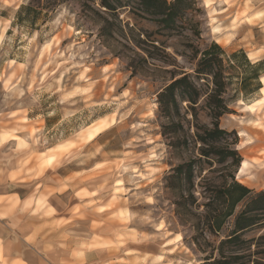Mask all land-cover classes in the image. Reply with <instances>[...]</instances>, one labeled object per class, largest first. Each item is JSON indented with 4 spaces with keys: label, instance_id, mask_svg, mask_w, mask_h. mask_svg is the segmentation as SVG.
<instances>
[{
    "label": "rangeland",
    "instance_id": "1",
    "mask_svg": "<svg viewBox=\"0 0 264 264\" xmlns=\"http://www.w3.org/2000/svg\"><path fill=\"white\" fill-rule=\"evenodd\" d=\"M223 1L213 5L215 12L202 0H187L191 5L163 28L141 11L138 0H120L114 11L99 0H0V113L14 116L19 125L26 121L33 137L36 129L42 132L40 142L51 148L50 155L95 137V148L87 153L104 148L121 158L115 162L122 164L123 181L115 178L111 201L123 210L119 207L111 217L123 225V234L117 235H123V264H224L222 255H237L229 264L264 261V253H256L264 249V238L258 239L264 228L222 243L233 217L215 232L204 206L205 179L213 189L228 172L254 192L264 190V108L251 112L248 107L260 98L255 86L261 84L253 81L252 92L240 88L241 77L252 73L247 61L257 62L237 47L239 39L251 44L248 33L257 25L253 12L262 7L248 0ZM212 23L220 28L217 35ZM224 33L238 38L225 42ZM214 43L223 51L217 56L227 107L218 123L238 158L231 167V158L209 155L211 162L202 155L204 150L221 153L222 142L193 138L195 115L200 127L211 123L204 97L212 76L195 71ZM258 64L260 76L264 59ZM182 73L198 92L197 104L191 108L176 92L177 106L162 97L170 105L165 110L159 93ZM102 119L105 125L92 131ZM243 159L248 167L237 176ZM191 161L193 184L185 172ZM178 165L184 167L176 175ZM119 179L123 187H115Z\"/></svg>",
    "mask_w": 264,
    "mask_h": 264
},
{
    "label": "crops",
    "instance_id": "2",
    "mask_svg": "<svg viewBox=\"0 0 264 264\" xmlns=\"http://www.w3.org/2000/svg\"><path fill=\"white\" fill-rule=\"evenodd\" d=\"M216 1L225 2L211 5ZM247 4L262 10L248 33L251 44L239 39L237 47L254 63L264 59V0ZM263 76L258 90L264 108ZM13 117L0 113V264H123V235L117 237L123 225L111 217L123 210L111 201L115 178L123 181L122 164L115 162L121 158L108 154L105 144L87 153L95 137L50 155L51 148L40 142L42 132L36 129L33 137L30 125L16 124ZM121 180L115 187H123Z\"/></svg>",
    "mask_w": 264,
    "mask_h": 264
},
{
    "label": "trees",
    "instance_id": "3",
    "mask_svg": "<svg viewBox=\"0 0 264 264\" xmlns=\"http://www.w3.org/2000/svg\"><path fill=\"white\" fill-rule=\"evenodd\" d=\"M141 11L155 21L163 28L171 27L175 20L179 18L180 13L185 12L186 8L191 5L187 0H138ZM120 0H99L100 6L105 7L108 10H116ZM51 6V5H50ZM200 11V9H198ZM212 50H205L198 63L199 71H195L197 74L212 76V88L209 93L205 95L204 106L209 108L211 123L210 125L202 126L198 125L197 117L195 115V125L193 131V138L204 143H210L214 145L217 141L222 142L225 147L221 153H212L208 150H204L202 155L209 157V155H220V161H224L227 158H231L230 167L238 163V158L233 149L229 148L231 142L226 137L227 133L219 127V117L227 111L226 103L221 97L222 90L225 87V83L222 81V75L218 70L219 62L218 54L223 53L221 47L214 43L211 46ZM243 53V52H241ZM236 54H233V57ZM247 61V60H246ZM247 65L252 69V73L249 76L241 77L240 88L243 91L251 89L253 81L259 79L260 64H250L247 61ZM217 67V68H216ZM213 68L217 71H213ZM260 85H256L255 89H259ZM176 92L179 96L183 97L186 102L193 108L197 101L198 92L195 86L190 82L187 74H183L180 77H173L172 81L159 93V103L168 110L170 108L169 102H163L162 97L169 96L172 104L177 106L178 100L176 99ZM182 98V99H183ZM207 143V144H208ZM218 152V151H217ZM211 162L213 158L209 157ZM183 165H178L173 172L178 175L183 171ZM187 180L190 184H193V164L192 161L186 164ZM222 181L218 186L213 189L208 180L205 179L204 194L208 195V201L204 205L207 208L208 215V227L219 232L222 230L223 225L229 218L233 217V223L230 231L225 235L222 243H230L240 239L243 232L250 229H263L264 228V190L254 192L245 185L238 183L232 172H228L226 175H222ZM202 180H200L201 182ZM202 186V185H200ZM193 198V194H191ZM241 207L236 212L237 207ZM264 234L259 236L258 239H263ZM257 247L259 245H256ZM264 253V249H260L256 253ZM237 255H229L223 257V263L229 264L228 259H235ZM264 264V261L255 260V264Z\"/></svg>",
    "mask_w": 264,
    "mask_h": 264
},
{
    "label": "bare ground",
    "instance_id": "4",
    "mask_svg": "<svg viewBox=\"0 0 264 264\" xmlns=\"http://www.w3.org/2000/svg\"><path fill=\"white\" fill-rule=\"evenodd\" d=\"M203 3H204V6H206V7L210 6V9L212 11L215 10L214 9L215 7H213V5H211V0H203ZM254 16L258 17L259 14L258 13H255ZM248 18H249V16H248ZM214 19H215V17L211 16L210 17V22H214ZM211 29H212L211 31H213V32H217V31L219 32V30H220L219 26L217 24H214V23H212ZM223 35H224L223 36V41L228 42L230 40V35L227 34V33H224ZM217 40L220 41L219 39H217ZM249 55H250V57L253 58V55L251 53H249ZM262 81H264V76L262 77ZM261 103H262V100L261 99H258V100L256 99V101L251 106H248V107H249V109H250L251 112H254L256 110H259L261 107H263ZM263 117H264V112H263ZM105 123H106V121L104 119H102L100 122H98L97 126L92 129V131H96V130L100 129L103 125H105ZM3 138H6V135L5 134L1 137V139H3ZM247 167H248V161L245 160V159H243L240 162L237 176L244 174L245 171H246V169H247ZM176 238H177V235L174 236L172 239L169 238L166 242L174 241Z\"/></svg>",
    "mask_w": 264,
    "mask_h": 264
},
{
    "label": "snow or ice",
    "instance_id": "5",
    "mask_svg": "<svg viewBox=\"0 0 264 264\" xmlns=\"http://www.w3.org/2000/svg\"><path fill=\"white\" fill-rule=\"evenodd\" d=\"M105 71H107V69H105Z\"/></svg>",
    "mask_w": 264,
    "mask_h": 264
}]
</instances>
